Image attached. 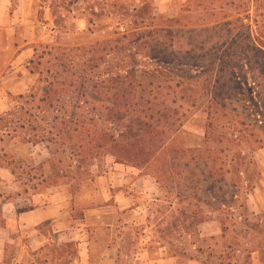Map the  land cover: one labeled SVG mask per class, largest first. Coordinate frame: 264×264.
I'll list each match as a JSON object with an SVG mask.
<instances>
[{
    "label": "rangeland",
    "instance_id": "1",
    "mask_svg": "<svg viewBox=\"0 0 264 264\" xmlns=\"http://www.w3.org/2000/svg\"><path fill=\"white\" fill-rule=\"evenodd\" d=\"M1 6L0 75L24 70L33 54L27 45L70 48L78 62L80 48L99 44L95 71L106 80L125 74L130 59L120 62V53L136 49L132 65L137 75L146 72V94L155 69L189 71L195 103L180 109L182 127L169 148L178 154L163 172L158 164L146 168L110 155L76 164L63 154L50 166L55 157L47 144L0 142L15 171L0 166V264H101L110 249L109 264H264V58L252 51L264 46V0H3ZM153 28L163 32L147 36ZM132 32H144L134 46ZM190 48L194 56L181 58ZM36 75L32 86L20 79L13 95L37 89ZM171 80L163 76L161 86ZM0 92L2 113L10 100ZM40 206L59 214L22 228L20 214ZM38 232L48 237H41L44 245Z\"/></svg>",
    "mask_w": 264,
    "mask_h": 264
},
{
    "label": "trees",
    "instance_id": "2",
    "mask_svg": "<svg viewBox=\"0 0 264 264\" xmlns=\"http://www.w3.org/2000/svg\"><path fill=\"white\" fill-rule=\"evenodd\" d=\"M160 32L163 31L153 28L146 34L153 36ZM143 34L130 33L128 36L138 38L129 43L136 45ZM98 46L95 44L88 51L80 48L83 59L78 62L73 49L32 46L33 54L25 67L39 75L40 86L24 94L8 93L9 107L0 113V142L9 138L18 139L21 144H47L55 157L48 162L50 166L63 162V154H69L76 164L88 158L110 155L116 162L145 165L146 168L154 166L155 169L160 165L158 172H163L164 167L170 169L178 154L177 150L169 149L170 144L182 127L178 114L185 105L194 107L195 78L189 71L157 68L149 74L150 93L146 94V72L137 75L132 65L136 47H132L134 53L125 49L119 56L122 63L130 59L125 65V74L121 76L119 72L115 78L102 80L95 71L101 59ZM53 51L59 53L53 55ZM252 51L264 58L263 45ZM193 56L192 48L181 54V58ZM45 66L44 71L42 67ZM167 74L174 84L162 87L161 79ZM126 78L129 80L125 81ZM102 97L108 102L102 103ZM11 163L13 161L0 148V166L15 174ZM154 176L156 179L162 177ZM65 246L72 247L73 243Z\"/></svg>",
    "mask_w": 264,
    "mask_h": 264
},
{
    "label": "crops",
    "instance_id": "3",
    "mask_svg": "<svg viewBox=\"0 0 264 264\" xmlns=\"http://www.w3.org/2000/svg\"><path fill=\"white\" fill-rule=\"evenodd\" d=\"M3 0H0V15H2L5 12V7L1 6V2ZM26 50L32 49L31 46H25ZM25 50V49H24ZM24 50H21L19 54H21ZM11 71L10 73H2L0 75V91H4L7 95L8 93L14 94L12 89H17L22 86V82H19L20 79H25L26 86H32L37 81V75L36 73H32L26 69L24 66V70ZM22 71V72H21ZM13 85V86H8ZM25 92H17L15 95L24 94ZM4 100V98H2ZM0 101H1V92H0ZM4 103V102H3ZM56 210L51 208L50 206H40L36 207L30 210H27L25 212H22L19 217L20 226L24 229L26 228H36L41 223L47 222L52 220L55 217ZM59 214V211L56 213ZM37 230V229H36ZM36 239L43 243L44 245L45 241L48 240V237L46 235H43L42 233H37ZM44 240H42V238ZM113 253L108 251L104 255H102V259L100 260L101 264L106 263H113L115 258H112ZM152 264H163L162 260H156Z\"/></svg>",
    "mask_w": 264,
    "mask_h": 264
}]
</instances>
